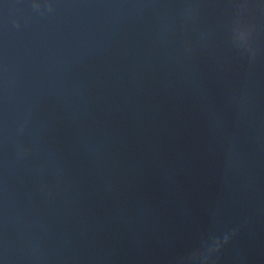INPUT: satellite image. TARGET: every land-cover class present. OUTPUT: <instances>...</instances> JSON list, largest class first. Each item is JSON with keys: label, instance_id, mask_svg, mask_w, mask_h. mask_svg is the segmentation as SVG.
<instances>
[{"label": "clouds", "instance_id": "clouds-1", "mask_svg": "<svg viewBox=\"0 0 264 264\" xmlns=\"http://www.w3.org/2000/svg\"><path fill=\"white\" fill-rule=\"evenodd\" d=\"M227 242H228V238H227V237H225L224 240H223L222 242L219 241V240H215V246H214V248L212 249V253H214V252H218V251L220 250V247L222 246V243H223V244H227Z\"/></svg>", "mask_w": 264, "mask_h": 264}]
</instances>
